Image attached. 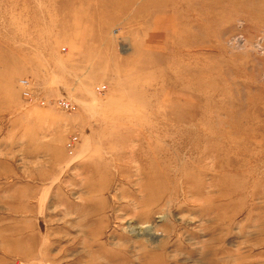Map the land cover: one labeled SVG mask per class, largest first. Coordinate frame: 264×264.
<instances>
[{
	"label": "rangeland",
	"instance_id": "374dc122",
	"mask_svg": "<svg viewBox=\"0 0 264 264\" xmlns=\"http://www.w3.org/2000/svg\"><path fill=\"white\" fill-rule=\"evenodd\" d=\"M0 264H264V0H0Z\"/></svg>",
	"mask_w": 264,
	"mask_h": 264
},
{
	"label": "built area",
	"instance_id": "2783aa9c",
	"mask_svg": "<svg viewBox=\"0 0 264 264\" xmlns=\"http://www.w3.org/2000/svg\"><path fill=\"white\" fill-rule=\"evenodd\" d=\"M260 52H262L263 47L261 45L258 46ZM20 85L22 86V94L23 98L28 102H34L39 103L40 105H45L47 103L46 98L39 96L37 93V90L35 88L34 83L29 78H21L20 79ZM104 90L105 87H101L100 90ZM56 105L60 107L63 110H71L74 108V105L69 100H66L64 98H58L56 100ZM76 138H73V140L68 144L70 147L72 144H74Z\"/></svg>",
	"mask_w": 264,
	"mask_h": 264
},
{
	"label": "bare ground",
	"instance_id": "6f19581e",
	"mask_svg": "<svg viewBox=\"0 0 264 264\" xmlns=\"http://www.w3.org/2000/svg\"><path fill=\"white\" fill-rule=\"evenodd\" d=\"M129 230L133 233V234H139L141 232L142 229H140L139 227H135V226H131L129 228ZM143 231V230H142Z\"/></svg>",
	"mask_w": 264,
	"mask_h": 264
}]
</instances>
